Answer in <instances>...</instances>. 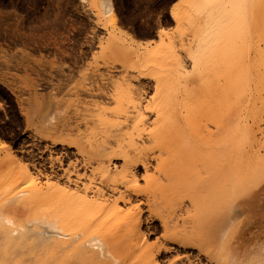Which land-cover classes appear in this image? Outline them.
Here are the masks:
<instances>
[{"label":"bare ground","instance_id":"bare-ground-1","mask_svg":"<svg viewBox=\"0 0 264 264\" xmlns=\"http://www.w3.org/2000/svg\"><path fill=\"white\" fill-rule=\"evenodd\" d=\"M84 1L109 21L101 49L110 60L120 55L126 69L108 79L109 86L91 83L98 99L107 100L95 99L93 113L83 112L86 132L75 126L80 140L74 143L94 163L90 171L71 169L64 179L43 174L0 138V264H165L161 255L170 243L196 248L219 264H260L264 239L249 250L237 208L264 188V0H178L170 9L175 31L160 29L154 44L122 29L115 0ZM7 14L0 15L4 70L24 60L15 50L22 48H12L21 33L7 29ZM146 74L155 82L148 100L138 82ZM109 100L112 109L103 106ZM148 217L159 221L162 238L151 239Z\"/></svg>","mask_w":264,"mask_h":264},{"label":"rangeland","instance_id":"rangeland-1","mask_svg":"<svg viewBox=\"0 0 264 264\" xmlns=\"http://www.w3.org/2000/svg\"><path fill=\"white\" fill-rule=\"evenodd\" d=\"M3 1L4 0H0V13L3 11L2 12L3 14L1 13L0 15H2V19H3V15H6L8 12L7 24L9 22H11V24L10 23H9L10 25L8 24L7 29L9 30V26L10 27L12 26L13 28L16 29L17 32L19 31V34L21 33L22 37L20 35L18 36L19 37L18 39H20L21 41L18 40L17 46H12V48H17L18 45H19V48H22V50L21 49L18 50V48L15 50L16 52L19 51L20 54L19 53L17 54L19 55V57L21 56L20 58L24 59L22 62L24 64L21 63L19 64V66L16 65V67H10V69H8L9 71L7 69L6 71L4 70V68L2 69V64H1L2 58H0L1 60L0 61V138L3 141L5 140L7 142V145L13 148V150L17 151L19 155L23 156L24 160L27 163H29L32 167L40 169V171H42L43 174L46 173L50 176H53V177L55 176L57 178L64 179L67 177V172L71 169L76 168V169H79V171L81 172L86 171V170L90 171L91 169L89 168H92L94 166V163L89 164V162H87L88 160H86L85 156H83L84 153L80 151L76 143H74V139H76V141L78 142L80 140L77 137V136H80L79 131L75 129V126L78 123L77 126L79 127H76V128L83 130V127H84V132H86L85 128L87 127H86L85 122L87 119H84L83 117L85 115H82V114L83 112H85V114L88 113V115L93 113L92 111L95 108H91L92 105L90 104V102L98 98L102 99V96L99 97V92L95 90L96 87L94 86H96L97 83L98 85L105 83L104 85L109 86L110 84L109 82L113 79L112 77L114 76L116 78L117 76H120V73L122 71L124 72V70L126 69L125 68L126 66H124V64L122 65V62H121L122 58L119 57L120 55H118L117 57L113 56L114 59L117 58L115 59V61L113 58H112L113 61L110 60L111 58L107 54H105V52H103L104 50L101 49L102 47L100 43L98 42L100 41L99 38L106 39V37L108 36L107 34L109 32L108 30L110 27L109 21L106 18H99L97 14L95 13V11L93 10V8H91L88 2L84 0H48V1L47 0H41V1L40 0H32V1L31 0L29 1L28 0H10L11 3L9 0L4 1L5 3H3ZM114 2L116 6L115 8L120 18L119 20L120 26L123 27L122 28L123 30L127 31L130 35L134 37V39L138 41L150 42L154 44L158 41V32L160 29H163L164 31H167V32H173L175 31L177 27L176 22L170 13V9L174 4L178 2V0H115ZM2 5L7 6V8L5 7L2 8L3 7ZM9 12H11V15ZM8 15H10V17L18 16L17 18L20 19V22L22 21L21 23H23L21 26L22 28L18 27L21 24L20 22H17L18 19L16 20V17L15 19H12L14 17L9 18ZM22 15L25 17H23ZM34 17H35V19L33 20L34 24L29 23V22H32L30 18L33 19ZM49 19H51V21H49ZM0 20H1V17H0ZM23 20L24 22L27 20L26 23H24ZM46 20H47V23H45ZM1 21L0 23H2ZM42 21H44L45 24ZM28 23H29V26L27 25ZM49 23H51L52 25L55 24L56 27L51 26V24ZM5 24L0 26V40H1L0 46L3 44L1 47L5 46V44L3 43L4 40L2 39L4 38V35L2 34H3V26H6ZM40 24L42 25L40 26ZM23 25L26 27H24ZM12 27L10 30H12ZM33 28L35 29L33 30ZM30 31L33 32L34 34L33 37L31 36L33 34ZM36 33H39V34H37L35 37ZM41 33L42 35H45V36H41ZM49 33H50V36H49ZM58 35L60 36L58 37ZM54 36H56L55 39H54ZM27 37L28 38L30 37V38L28 39ZM31 37L36 38L34 39L35 42ZM41 38L43 41L41 40ZM24 39H26V41H24ZM27 43H29V45ZM30 44H33V45H30ZM35 48L36 50H34ZM24 49H26V51L28 50L27 52L29 53H27ZM31 53L33 56L31 55ZM40 53H43V55H41ZM0 54H2V49H0ZM108 54L110 55V53ZM34 56L37 58L42 57V56L44 57H42V59L40 58L41 60L40 62L37 58L35 60ZM27 57H30V58H27ZM48 57L49 58L51 57V58L48 59ZM184 58L186 59V61H188L187 57L184 56ZM43 59H45V63L44 61L42 62ZM46 59L48 60V63ZM31 61H35V62H31ZM63 61H66V63L70 66H68ZM40 63L41 65L44 64L42 65L43 67L40 65ZM49 63H50V66H49ZM17 66L19 68H17ZM30 66H32L31 67L33 68L32 70ZM48 66L50 68H48ZM53 66L55 67V69ZM62 67H63V70H62ZM133 69L130 68V72L129 73L127 72V73L130 75V73L132 72V75H134L135 73L134 71H132ZM70 70L71 72H69ZM37 71H39L40 74ZM1 72L3 74H1ZM4 72L7 73L5 74L10 78V80H8V78L4 75ZM67 72L69 73V76H67L66 78V74L68 75ZM99 74L101 76H99ZM60 76L61 78L63 76V79H61ZM4 78H7V79L5 80ZM139 78L141 81H138L139 80L138 79L136 80V82L138 81L141 85L144 86L146 90L145 96L147 97L146 99L148 100V98L153 92L155 82L153 78L149 76V74H146V76L139 77ZM4 80L7 82L4 83ZM59 84H63V85H61L58 88ZM85 85L88 87H86ZM67 88L70 90H68ZM56 89H59V90L56 91ZM86 90H88L89 92ZM104 97H103V100L101 99L100 100L101 101L107 100V98L104 99ZM146 99L144 100L146 101ZM100 100L98 99V101ZM76 102L77 103L80 102L81 105L77 104ZM75 103L78 106L75 105ZM103 104L104 103H102V105ZM113 104L114 102L109 100L103 106L107 108L108 107L113 108V106H115ZM79 106H81V108ZM89 106H90L91 112L86 111L85 107H87L88 109ZM78 107L81 109V111ZM76 108H78L79 110H77ZM82 108H83V111H82ZM80 114L82 116H80ZM63 116L64 118L66 116L67 119L66 118L64 119ZM59 121L61 122V124H59L60 123ZM80 122L82 123L84 122L83 124L81 123V127H80ZM65 123H68V124H65ZM46 125L50 132H48ZM48 125H50V128L53 127L54 125L55 126L57 125V126L56 127L54 126L55 129L51 128L53 130L52 131ZM60 125L67 131L66 133L67 135L64 133L66 131L62 127H60ZM66 127L69 131L66 129ZM261 127H263V130H264V115H263V119L261 120ZM56 130H59L57 131L59 132L58 133L59 136H57L58 134L57 135L55 134L57 133L55 132ZM60 131L61 132L63 131V132L60 133ZM72 132L73 133L75 132L74 136H72L73 135ZM77 133L78 135L75 137V134ZM61 134H65V135L62 136ZM55 136L56 138L64 137L65 142L64 143L63 141L54 142L52 138H54ZM71 141H73V143ZM115 162H117V164L122 163L120 159L119 160L116 159ZM136 170L139 173V175L140 174L142 175L145 172L142 166H138ZM256 196L257 197H254L248 203V206L246 208H237V212L239 210L238 212L239 219L245 221L244 222L245 224L243 225L242 230H241V232L244 233L242 235V238L244 237L243 238L244 241L243 240L242 241L244 244H247L250 247L249 250H253L252 247L255 246L254 243L257 244L259 242L258 240L264 239V188L260 190ZM188 202L189 200L185 199V202H183L184 203L183 207H185V204L186 206L189 205ZM145 225H147L146 226L147 231L149 235L151 236L152 240H156L157 237L162 238V236H160L161 231H162L161 225L156 218L148 217L147 223ZM250 244L251 245L253 244L252 247L250 246ZM161 258L163 259L165 264H171V262L168 260L170 259L172 260L175 258L176 259L181 258L180 259L181 261H179L178 264H182V263L183 264H219V263H216L214 260L209 259L210 257H207V255L200 253V251L196 248H193V247L182 248V247H179V245H175V243L173 244L170 243L169 249L163 252V254L161 255ZM245 258L249 259V257H245ZM248 261L250 262V260Z\"/></svg>","mask_w":264,"mask_h":264},{"label":"snow or ice","instance_id":"snow-or-ice-1","mask_svg":"<svg viewBox=\"0 0 264 264\" xmlns=\"http://www.w3.org/2000/svg\"><path fill=\"white\" fill-rule=\"evenodd\" d=\"M260 264H264V260H261V261H260Z\"/></svg>","mask_w":264,"mask_h":264}]
</instances>
